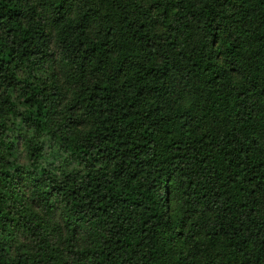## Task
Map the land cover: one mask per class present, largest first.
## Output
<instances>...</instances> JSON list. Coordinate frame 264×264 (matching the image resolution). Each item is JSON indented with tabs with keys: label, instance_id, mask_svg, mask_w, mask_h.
I'll return each instance as SVG.
<instances>
[{
	"label": "trees",
	"instance_id": "16d2710c",
	"mask_svg": "<svg viewBox=\"0 0 264 264\" xmlns=\"http://www.w3.org/2000/svg\"><path fill=\"white\" fill-rule=\"evenodd\" d=\"M0 264H264V0H0Z\"/></svg>",
	"mask_w": 264,
	"mask_h": 264
},
{
	"label": "rangeland",
	"instance_id": "374dc122",
	"mask_svg": "<svg viewBox=\"0 0 264 264\" xmlns=\"http://www.w3.org/2000/svg\"><path fill=\"white\" fill-rule=\"evenodd\" d=\"M53 58H56L57 52L54 51ZM52 65L46 64L44 69H46L45 74H50L51 72L55 71V69H52ZM19 78L22 80L25 78L23 74L19 76ZM45 77L43 76V79ZM13 98L17 99L18 92L13 93ZM19 122V119L16 117H11L9 120V126L14 127L12 132V138L17 137L19 138L17 140V153H16V162L20 165H25L26 167L31 166V162L29 160V154L28 151L24 145L23 138L27 136L28 139L34 140L36 143L38 142V137H35L34 135H31L30 133L26 132L23 129H20V134L18 135L17 130H15V127H17V124ZM42 150H43V157L42 160L38 162V165L47 168L52 173L56 175H61L62 173H69V174H83L85 173L84 165H82L80 162L71 159L70 156L63 150V146L60 144L59 141L52 139L50 136H42L39 139ZM41 210V209H40ZM45 212V211H44ZM45 217L51 222V224L57 223L60 224L62 221V214L55 211L52 214H49L48 212H45ZM11 237L13 239H11ZM10 237V241H12L11 246L12 250L20 249L23 250L25 248V245L29 243L28 235H26L21 230H13L12 236Z\"/></svg>",
	"mask_w": 264,
	"mask_h": 264
}]
</instances>
